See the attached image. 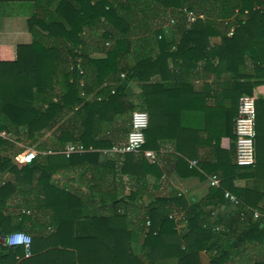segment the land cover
I'll return each instance as SVG.
<instances>
[{
	"label": "trees",
	"instance_id": "trees-1",
	"mask_svg": "<svg viewBox=\"0 0 264 264\" xmlns=\"http://www.w3.org/2000/svg\"><path fill=\"white\" fill-rule=\"evenodd\" d=\"M15 2L34 7L28 26L35 57L0 62V133H10L16 142L51 136L38 145V157L22 167L2 155L15 142L0 136V172L16 179L0 184V236L31 237L29 252L0 243V264H155L171 258L201 264L202 251L211 264H264V156L259 153L264 99H256V164L218 167L221 185L198 202L157 194L168 171L149 162L144 151L99 163L101 150L125 141L132 113L142 105L150 117L143 150L155 149V99L147 90L155 93L157 84L151 81L169 61L187 67L214 57L202 43L209 38H221L228 70L245 80L241 96L264 85V0H0V9ZM188 13L195 22L189 23ZM168 25L170 41L164 34ZM93 53L106 58L94 59ZM120 74L126 76L122 84L100 89L108 76L114 80ZM82 78L87 83L81 86ZM131 82L143 92L133 94ZM70 143L86 151L67 157ZM75 167L83 176L89 173L88 193L53 180L57 171ZM238 179L243 186L234 184ZM226 191L238 201L225 221L216 214ZM15 195L24 199L19 212L6 214ZM255 211L259 218L254 219ZM77 219L88 220L94 234L76 236ZM40 242L48 245L36 252Z\"/></svg>",
	"mask_w": 264,
	"mask_h": 264
},
{
	"label": "crops",
	"instance_id": "crops-1",
	"mask_svg": "<svg viewBox=\"0 0 264 264\" xmlns=\"http://www.w3.org/2000/svg\"><path fill=\"white\" fill-rule=\"evenodd\" d=\"M33 11L34 7L30 3L15 2L1 7L0 62L25 61L35 57L32 50L33 36L28 26V20ZM164 34L168 41L172 40L169 25L164 27ZM202 43L205 46V52L210 51L215 55L214 57L209 55V60L192 62L187 67L181 66L183 64L181 61L178 63L169 61L167 70L157 73L151 81L157 84L156 92L154 93L151 88L147 90L149 98L155 99L151 120L155 149L148 150L156 152L158 164L165 166L168 171L162 176L163 183L156 193L184 196L188 201L193 202L202 200L208 194L212 187L210 184L212 176L218 175L222 183V171L218 167L227 169L230 165H235L234 126L243 91L242 84L245 82L228 70L231 65L230 61L224 59V53L221 52L220 37H212ZM92 58L104 59L106 54L93 53ZM125 78V74H120L114 80L108 76L100 89L108 85H120ZM86 83V79L80 80L81 86ZM128 87L133 94L143 92L136 82H131ZM252 96L255 99H264V85L255 88ZM263 107L261 111L264 117ZM141 110L149 114L144 105ZM259 130V153L261 152L264 156V118L259 124ZM0 136L15 142L13 148L3 151L2 155L22 167L26 165L22 161L23 154L28 150L39 152L38 145L50 140L51 133L40 137L38 142L23 141L27 143L16 142L15 136L5 131L1 132ZM174 157L181 158L184 163L176 164ZM113 160L114 158H108L102 154L99 157L101 165H106ZM215 169H219L218 174L212 173ZM261 171L264 172V166ZM83 174L84 170L81 167L71 170L61 169L53 175V180L60 185H67L82 193H88L90 176L89 173L84 176ZM154 179V176H148L150 189L153 187ZM15 180L14 174L0 172V184L6 181L15 182ZM244 183L243 179L234 181L236 186H243ZM130 190L127 187L125 194H129ZM23 200L21 195L12 196L7 202L6 214L18 213L17 208L21 206ZM225 200V204L219 208L216 215H224L226 221L229 219L230 212L235 209L236 203H232L226 197ZM255 212L261 215L260 212ZM39 216L42 217V214L39 213ZM254 219H256L255 216ZM93 234L94 230L88 220H76V236ZM5 238L4 235L0 236V243L6 244ZM47 242L36 245V252H42L48 245ZM200 259L201 264H211L210 257L205 251L200 253ZM48 261L51 264L50 260ZM155 264H179V260L164 259L158 260Z\"/></svg>",
	"mask_w": 264,
	"mask_h": 264
},
{
	"label": "built area",
	"instance_id": "built-area-1",
	"mask_svg": "<svg viewBox=\"0 0 264 264\" xmlns=\"http://www.w3.org/2000/svg\"><path fill=\"white\" fill-rule=\"evenodd\" d=\"M197 17L193 13H188L189 22H195ZM256 121L257 108L256 99L252 95H243L239 101L238 115L235 119V163L240 167L253 166L256 164ZM150 117L147 111L136 109L131 117V130L125 141L114 145L110 149L101 150V154L108 158H116L118 155L127 153H138L144 151L146 159L151 162H157V154L152 150H143L146 144L145 132L148 129ZM86 150L79 144H68L64 154L70 157L75 153H82ZM39 153L36 150H28L23 154L22 161L25 164L33 162ZM212 187H219L221 178L214 175L210 178ZM225 197L232 203H237V198L233 194L226 192ZM254 216L259 218V213L255 212ZM8 246H24L29 252L31 245V237L24 232H15L5 238Z\"/></svg>",
	"mask_w": 264,
	"mask_h": 264
},
{
	"label": "rangeland",
	"instance_id": "rangeland-1",
	"mask_svg": "<svg viewBox=\"0 0 264 264\" xmlns=\"http://www.w3.org/2000/svg\"><path fill=\"white\" fill-rule=\"evenodd\" d=\"M23 143H27V142H23Z\"/></svg>",
	"mask_w": 264,
	"mask_h": 264
}]
</instances>
